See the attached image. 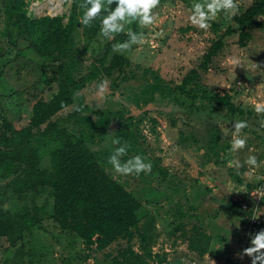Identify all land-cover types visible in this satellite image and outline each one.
Returning a JSON list of instances; mask_svg holds the SVG:
<instances>
[{
    "label": "rangeland",
    "instance_id": "rangeland-1",
    "mask_svg": "<svg viewBox=\"0 0 264 264\" xmlns=\"http://www.w3.org/2000/svg\"><path fill=\"white\" fill-rule=\"evenodd\" d=\"M25 1L30 16L61 14L65 22L74 2ZM191 3L159 0L153 9L155 22L138 28L144 42L120 53L128 63L108 72L117 54L111 48L115 41H104L79 21L66 56L53 60L31 50L19 52L4 35L7 22L0 0V120L4 116L17 128L26 126L34 102L39 97L49 99L61 78L79 80L91 75L76 90L73 104L53 119L85 138L107 172L143 204L133 241L121 238L99 249L63 229L53 215L49 188L19 195L6 187L11 177L0 179L4 209L29 208L42 219L14 243L0 237V264H115V257L122 259L119 250L128 244L140 253L141 262L126 264H240L236 259L243 254L245 213L241 216L233 203L238 202L241 210L242 205H253L258 196L248 193L247 187L253 189L264 176V112L254 111L256 103H264V14L251 25L249 43L241 46L238 32L224 36L234 24L233 15L218 14L208 29H199L188 20ZM235 3L237 13L252 0ZM222 36L223 48L203 74L198 96L177 89L176 84L198 64L212 41ZM44 70L52 77L50 86L43 81ZM226 92L245 114L232 116L223 104L210 99ZM236 120L247 122L239 133L246 144L230 151ZM114 137L128 145L122 161L140 154L151 163V171L116 173L107 160L115 147ZM58 145L47 140L40 147L43 168L50 167V152ZM5 146L0 131V147ZM248 155L256 156L255 166L244 163ZM194 225L209 235L204 254L189 246ZM140 231H148L144 243ZM244 258L242 264H252V255L246 253Z\"/></svg>",
    "mask_w": 264,
    "mask_h": 264
},
{
    "label": "trees",
    "instance_id": "trees-1",
    "mask_svg": "<svg viewBox=\"0 0 264 264\" xmlns=\"http://www.w3.org/2000/svg\"><path fill=\"white\" fill-rule=\"evenodd\" d=\"M1 1L7 22L4 35H7L10 43L17 47L19 52L31 50L41 57L53 60L68 54L74 43L84 0H74L67 22L61 14L38 17L28 15L25 0ZM263 14L264 0H252L248 7L233 15L234 24L228 26L224 36L238 32L239 44L246 46L253 36L251 25L257 16ZM86 27L91 32H98V20ZM138 28L139 25L133 23L132 30L138 31ZM126 39V35L121 33L113 41ZM224 41L223 36L214 39L198 64L187 72L181 83L176 84V88L190 97H197L202 76L214 65V59L222 50ZM127 63L126 57L115 54L107 68L108 72L122 68ZM43 73V81L50 86L52 77L46 70ZM1 76L0 69V78ZM90 79L91 75L79 80L61 78L58 90L49 99L39 97L34 102L30 122L26 126L17 128L3 116L0 120V131L6 146L0 147V179L11 177L6 187L12 188L19 195L49 188L53 195V215L63 229L88 244H97L99 249H104L121 238L129 243L133 241L135 230L140 226L139 211L143 204L122 182L107 172L85 138L74 135L65 125L53 119L57 113L73 104L76 90L84 87ZM210 99L223 104L232 116L246 113L245 109L235 104L227 92L224 95H212ZM47 140L59 145L50 152V167L43 168L40 147ZM233 204L237 211H242L241 216H244V213L246 215V211L241 210L238 202ZM40 220L42 219L29 208L17 212L4 209L0 198V237L8 243H14ZM245 224L244 218V236ZM261 229H264V226L253 228L252 235ZM192 231L190 248L204 254L210 242L208 233L200 225H194ZM147 235L148 231H140L142 243L146 241ZM119 252L122 259L115 257V264H126L134 260L141 262L140 253L130 244ZM227 259H230V255H227ZM256 264L260 262L257 261Z\"/></svg>",
    "mask_w": 264,
    "mask_h": 264
},
{
    "label": "clouds",
    "instance_id": "clouds-1",
    "mask_svg": "<svg viewBox=\"0 0 264 264\" xmlns=\"http://www.w3.org/2000/svg\"><path fill=\"white\" fill-rule=\"evenodd\" d=\"M158 2L159 0H107V2H104V0H84L81 5L82 13L79 22L81 25H88L98 20V36L104 41H112L121 33L126 35V40H117L111 45L113 52L126 54L133 45L141 44L145 39L142 31H133L128 26L133 23L141 28L152 25L156 19V13L153 9ZM236 11L235 0H192L188 20L197 28L206 30L218 14L232 16L236 14ZM254 111L257 113L264 112V103H256ZM233 122L230 151L243 149L246 144V139L240 136L239 133L241 129L247 126V122L244 120ZM262 123H264V120H262ZM111 142L115 147L107 160L116 173L139 175L141 172L151 171V163L146 161L140 154L122 161L121 157L125 155L128 145L121 143L115 137ZM231 163L229 161V164ZM244 163L255 166L257 158L255 155H248ZM261 250H264V229L251 235L250 246L244 249L247 254L253 256L252 264H256L257 261L264 264V251Z\"/></svg>",
    "mask_w": 264,
    "mask_h": 264
},
{
    "label": "built area",
    "instance_id": "built-area-1",
    "mask_svg": "<svg viewBox=\"0 0 264 264\" xmlns=\"http://www.w3.org/2000/svg\"><path fill=\"white\" fill-rule=\"evenodd\" d=\"M247 190L249 191L248 193H250L252 196L257 195L258 199L254 200L253 205H250L249 203L244 206L242 205V209L246 211V235L243 245L244 248L242 247L243 254L239 255L236 259V262L240 264H242V261L245 259L244 255H246V252L244 251V249L247 248V244H250V237L252 235L251 231L254 227L264 226V209H261L264 208V176L260 179V182H257L256 186L253 189L250 190V188L247 187ZM239 260L241 261L239 262Z\"/></svg>",
    "mask_w": 264,
    "mask_h": 264
},
{
    "label": "crops",
    "instance_id": "crops-1",
    "mask_svg": "<svg viewBox=\"0 0 264 264\" xmlns=\"http://www.w3.org/2000/svg\"><path fill=\"white\" fill-rule=\"evenodd\" d=\"M254 228H255V227H254ZM251 232H252V231H251ZM246 246L248 247V246H250V244H247Z\"/></svg>",
    "mask_w": 264,
    "mask_h": 264
},
{
    "label": "water",
    "instance_id": "water-1",
    "mask_svg": "<svg viewBox=\"0 0 264 264\" xmlns=\"http://www.w3.org/2000/svg\"><path fill=\"white\" fill-rule=\"evenodd\" d=\"M30 14H31V12L29 11V12H28V15H30Z\"/></svg>",
    "mask_w": 264,
    "mask_h": 264
}]
</instances>
